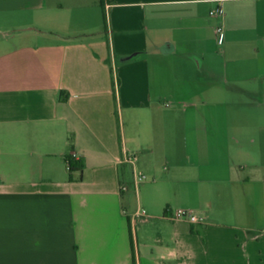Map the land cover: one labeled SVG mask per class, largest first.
Listing matches in <instances>:
<instances>
[{
    "label": "crops",
    "instance_id": "obj_1",
    "mask_svg": "<svg viewBox=\"0 0 264 264\" xmlns=\"http://www.w3.org/2000/svg\"><path fill=\"white\" fill-rule=\"evenodd\" d=\"M0 264H264V0H0Z\"/></svg>",
    "mask_w": 264,
    "mask_h": 264
},
{
    "label": "built area",
    "instance_id": "obj_2",
    "mask_svg": "<svg viewBox=\"0 0 264 264\" xmlns=\"http://www.w3.org/2000/svg\"><path fill=\"white\" fill-rule=\"evenodd\" d=\"M210 15H223V8L219 5L211 10H209ZM216 33V41L218 44H220L223 40V29L221 26H216L215 28ZM71 158L75 159V154L70 155ZM124 160L134 164L135 156L133 154H126L124 157ZM68 163V160H67ZM145 177L143 173H140L136 170H133V178L134 183H138L140 180H142ZM120 190H124L126 188L125 185H120ZM169 211V209H166V212ZM145 216V210L143 208H137L131 215L132 219H142ZM171 219H187L190 222L197 223L200 222L201 218L198 217L195 213L181 209V208H175L171 211L170 214Z\"/></svg>",
    "mask_w": 264,
    "mask_h": 264
},
{
    "label": "trees",
    "instance_id": "obj_3",
    "mask_svg": "<svg viewBox=\"0 0 264 264\" xmlns=\"http://www.w3.org/2000/svg\"><path fill=\"white\" fill-rule=\"evenodd\" d=\"M104 18V22H105V15H103ZM68 160V178H70V172L75 171V170H80L81 169V162L71 158L70 156H68L67 158Z\"/></svg>",
    "mask_w": 264,
    "mask_h": 264
}]
</instances>
